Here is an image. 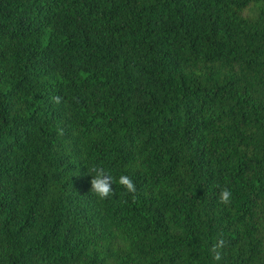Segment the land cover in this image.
<instances>
[{
  "label": "trees",
  "instance_id": "1",
  "mask_svg": "<svg viewBox=\"0 0 264 264\" xmlns=\"http://www.w3.org/2000/svg\"><path fill=\"white\" fill-rule=\"evenodd\" d=\"M0 264H264V0H0Z\"/></svg>",
  "mask_w": 264,
  "mask_h": 264
},
{
  "label": "clouds",
  "instance_id": "2",
  "mask_svg": "<svg viewBox=\"0 0 264 264\" xmlns=\"http://www.w3.org/2000/svg\"><path fill=\"white\" fill-rule=\"evenodd\" d=\"M91 173L93 178L90 181L91 184V192L99 199L106 200L115 195L113 189L114 178L113 176L105 171L102 167H93L91 169ZM118 183L126 190L127 193L133 196L135 199V194L137 192V188L135 182L131 179V177L126 175H121L119 177ZM232 193L227 189L221 190L220 193V202L227 204L230 202V197ZM224 241L221 240L216 247L219 248L223 245ZM216 259H219V254L216 255Z\"/></svg>",
  "mask_w": 264,
  "mask_h": 264
}]
</instances>
